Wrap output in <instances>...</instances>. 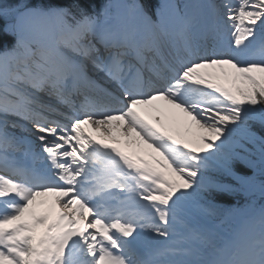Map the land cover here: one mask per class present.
Returning a JSON list of instances; mask_svg holds the SVG:
<instances>
[{
	"label": "snow or ice",
	"instance_id": "obj_1",
	"mask_svg": "<svg viewBox=\"0 0 264 264\" xmlns=\"http://www.w3.org/2000/svg\"><path fill=\"white\" fill-rule=\"evenodd\" d=\"M0 16L17 38L0 53V264H264V205L225 228L216 202L264 198V0H12ZM158 98L195 140L137 111Z\"/></svg>",
	"mask_w": 264,
	"mask_h": 264
},
{
	"label": "bare ground",
	"instance_id": "obj_2",
	"mask_svg": "<svg viewBox=\"0 0 264 264\" xmlns=\"http://www.w3.org/2000/svg\"><path fill=\"white\" fill-rule=\"evenodd\" d=\"M201 71L215 72L217 71V69H202ZM136 109L146 120L149 121V123L153 124L158 128H161L162 130H167L173 135H176L178 133V127L183 125V127L186 129H183L184 131L178 130L182 133V137L178 138H182L188 141H192L197 138L199 129L198 126L191 123V118L187 117V115L183 113L180 109L175 108L173 105H169L167 101L162 98H158L157 100L152 101L150 104L137 105ZM162 115L166 117L167 121H163L164 119L161 118ZM115 123L116 122L113 121V125ZM189 124H191V131L188 130ZM83 127L87 133H93L95 136H98L96 132H93L92 125L86 124ZM113 132L115 133L112 136L116 137L114 139L123 143L125 148L131 151H138L141 155H144L146 158H151L150 154L154 152V149H152L148 143L142 140L138 133L133 132L131 142H129V138L124 137L122 132H120L119 130L113 128ZM18 134L27 135V133L19 132ZM30 139L34 138L30 137ZM36 145L37 151H39V144ZM28 155L31 156L30 154ZM54 198V194H47L45 196L38 197L37 200H45L48 201L49 204H51L54 201ZM44 206L48 207V205Z\"/></svg>",
	"mask_w": 264,
	"mask_h": 264
},
{
	"label": "trees",
	"instance_id": "obj_3",
	"mask_svg": "<svg viewBox=\"0 0 264 264\" xmlns=\"http://www.w3.org/2000/svg\"><path fill=\"white\" fill-rule=\"evenodd\" d=\"M1 2L4 5H7L9 3H12V0H1ZM33 2L34 3L40 2V0H33ZM50 2L68 4V3H72L73 0H50ZM78 2L80 3V6L82 8H85L89 12L99 11L106 4V0H78ZM4 24H5L4 17L0 16V46L7 44L11 46L13 45L14 40L9 35L6 34L4 30ZM257 130H259L258 126H257Z\"/></svg>",
	"mask_w": 264,
	"mask_h": 264
},
{
	"label": "rangeland",
	"instance_id": "obj_4",
	"mask_svg": "<svg viewBox=\"0 0 264 264\" xmlns=\"http://www.w3.org/2000/svg\"><path fill=\"white\" fill-rule=\"evenodd\" d=\"M219 2H221V0H217V3H219ZM233 2H235V0H233ZM5 18V17H4ZM5 20H6V22H9L6 18H5ZM220 82H222V83H226L225 81H220ZM165 116H163L162 115V119H164L163 121H167V119H166V117L164 118ZM98 133H100L99 131H98ZM115 132H113L112 131V134L111 135H109L108 133H106V132H104V131H102L101 130V134L104 136H107V137H110L111 139L113 138H116V137H114V136H112L113 134H114ZM37 199H38V197H37ZM44 207H46V206H44ZM229 225H231V223L227 220V223L224 225V227L225 228H227Z\"/></svg>",
	"mask_w": 264,
	"mask_h": 264
},
{
	"label": "water",
	"instance_id": "obj_5",
	"mask_svg": "<svg viewBox=\"0 0 264 264\" xmlns=\"http://www.w3.org/2000/svg\"><path fill=\"white\" fill-rule=\"evenodd\" d=\"M7 26V25H6ZM8 32V31H7Z\"/></svg>",
	"mask_w": 264,
	"mask_h": 264
}]
</instances>
